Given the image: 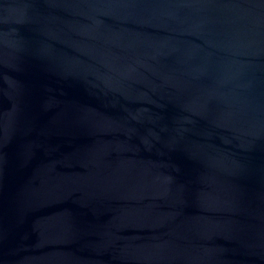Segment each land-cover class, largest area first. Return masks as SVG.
Listing matches in <instances>:
<instances>
[{"label":"water","instance_id":"95a60500","mask_svg":"<svg viewBox=\"0 0 264 264\" xmlns=\"http://www.w3.org/2000/svg\"><path fill=\"white\" fill-rule=\"evenodd\" d=\"M0 264H264V0H0Z\"/></svg>","mask_w":264,"mask_h":264}]
</instances>
